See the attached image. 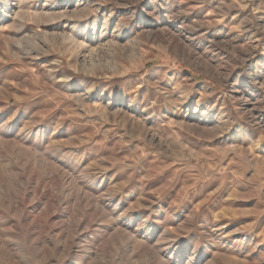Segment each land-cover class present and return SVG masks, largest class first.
<instances>
[{"label": "rangeland", "instance_id": "1", "mask_svg": "<svg viewBox=\"0 0 264 264\" xmlns=\"http://www.w3.org/2000/svg\"><path fill=\"white\" fill-rule=\"evenodd\" d=\"M24 3L0 0V264H264V0Z\"/></svg>", "mask_w": 264, "mask_h": 264}, {"label": "bare ground", "instance_id": "2", "mask_svg": "<svg viewBox=\"0 0 264 264\" xmlns=\"http://www.w3.org/2000/svg\"><path fill=\"white\" fill-rule=\"evenodd\" d=\"M16 1V2H15ZM24 1H26V0H1V3H2V5H4V7H5V9H6V11L8 12V13H12L13 14V12H14V10H13V8H17V10H18V12H16V13H14V16H20V14L19 13H23V11H24V9H25V6H24ZM13 2H15V4L14 5H12V3ZM86 31V30H85ZM82 32V36H83V31H81ZM81 36V37H82ZM75 45V50H78L77 51V53L79 54L80 52H82V50H84V41L82 40V39H78L77 40V42H75L74 43ZM88 48V47H87ZM94 48L95 47H92V48H90L88 51V53H86L88 56H93V54L95 53L94 52ZM83 53V52H82ZM95 55V54H94ZM82 57H84L83 55H82ZM85 59V58H84ZM91 60H92V58H91ZM90 61V60H89ZM91 62V61H90Z\"/></svg>", "mask_w": 264, "mask_h": 264}]
</instances>
